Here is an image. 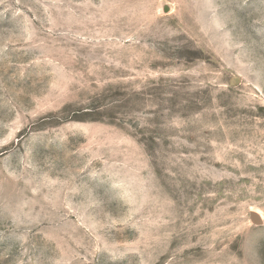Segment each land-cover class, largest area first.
<instances>
[{"label": "rangeland", "instance_id": "rangeland-1", "mask_svg": "<svg viewBox=\"0 0 264 264\" xmlns=\"http://www.w3.org/2000/svg\"><path fill=\"white\" fill-rule=\"evenodd\" d=\"M254 57L264 0H0V264L264 258Z\"/></svg>", "mask_w": 264, "mask_h": 264}, {"label": "clouds", "instance_id": "clouds-1", "mask_svg": "<svg viewBox=\"0 0 264 264\" xmlns=\"http://www.w3.org/2000/svg\"><path fill=\"white\" fill-rule=\"evenodd\" d=\"M205 7L212 13L210 26L205 27L203 30L209 32L213 29L216 31L222 30L225 25L223 20H221L216 15V8L212 4H207ZM220 42H231V36L228 33H224L222 37H217ZM245 76L251 79L255 83H259L264 86V57H254L248 60L246 66L242 69ZM111 175V174H110ZM114 181L113 186L120 190L122 198L125 202L128 201L130 193L125 182L115 175H111ZM85 196L90 195V193H85ZM11 221L13 226L22 225L24 220L21 219L22 213L13 210L10 212ZM253 226H250V229ZM241 252L240 260L243 264H264V258L260 256L258 248L256 246V241L253 239L251 231L248 234H242L241 236Z\"/></svg>", "mask_w": 264, "mask_h": 264}]
</instances>
